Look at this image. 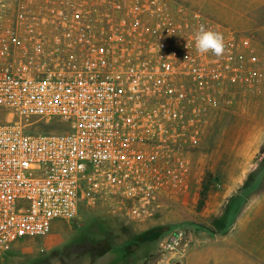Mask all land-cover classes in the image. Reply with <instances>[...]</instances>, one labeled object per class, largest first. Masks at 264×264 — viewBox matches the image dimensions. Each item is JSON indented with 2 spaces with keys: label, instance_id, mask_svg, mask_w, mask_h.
<instances>
[{
  "label": "built area",
  "instance_id": "1",
  "mask_svg": "<svg viewBox=\"0 0 264 264\" xmlns=\"http://www.w3.org/2000/svg\"><path fill=\"white\" fill-rule=\"evenodd\" d=\"M199 18L172 0H0V257L82 206L151 215L221 96Z\"/></svg>",
  "mask_w": 264,
  "mask_h": 264
},
{
  "label": "rangeland",
  "instance_id": "2",
  "mask_svg": "<svg viewBox=\"0 0 264 264\" xmlns=\"http://www.w3.org/2000/svg\"><path fill=\"white\" fill-rule=\"evenodd\" d=\"M172 1L182 2L187 12H198L200 25L222 33L226 45L221 57L198 55L201 66H215V76L221 74V96L216 105L204 109L198 145H187L184 137L188 164L167 173L175 183H168L158 193L166 194L150 202V216L141 214L138 201L125 202L139 209L130 216L112 214L100 205L82 206L77 219L55 222L49 235L18 242L0 257V264H90L94 259L65 255L62 249L85 236L94 238L89 227L96 221L103 228L108 225L115 244L154 228L163 231L158 239L131 246V264H241L244 259L247 264H264V0L254 3L255 18H230L223 8L214 18L202 8L208 0ZM220 3L236 5L234 11L248 4ZM6 120L10 117L0 110V124ZM62 129L55 123H36L31 131ZM227 213L229 225L221 230L215 223ZM175 233H181L179 245L165 249Z\"/></svg>",
  "mask_w": 264,
  "mask_h": 264
},
{
  "label": "trees",
  "instance_id": "3",
  "mask_svg": "<svg viewBox=\"0 0 264 264\" xmlns=\"http://www.w3.org/2000/svg\"><path fill=\"white\" fill-rule=\"evenodd\" d=\"M202 197H205V194H202ZM202 204V203H201ZM230 221L229 213L225 214L219 222L215 223V226L223 230L228 227ZM95 224V226H93ZM93 225L89 227V230L92 231L94 238L85 236L84 238L75 241L74 243L67 244L62 249L65 255H76L82 256L86 255L91 259H96L104 256L109 252H117L116 258L111 264H131L130 255L131 252L129 249L131 246H138L140 243L144 242L146 239H158L162 236L163 231L161 232L160 228H154L149 230L141 235H138L123 244H115L114 236L111 234L110 230L107 229L108 225L105 228L103 224L96 221ZM94 228H96L94 230ZM98 237V238H97ZM97 238V239H95Z\"/></svg>",
  "mask_w": 264,
  "mask_h": 264
},
{
  "label": "crops",
  "instance_id": "4",
  "mask_svg": "<svg viewBox=\"0 0 264 264\" xmlns=\"http://www.w3.org/2000/svg\"><path fill=\"white\" fill-rule=\"evenodd\" d=\"M246 2L248 3L247 5L244 6H238L237 11H234L233 9H235L236 5H227V4H221L220 2ZM193 2H196V0H193ZM256 0H208V3L205 4L204 6H202V8H206L207 10H209L208 15H212L214 16V18L217 16H220L221 14H218L219 12L218 9L223 8L226 9L225 13L227 14V16H229L230 18H234L237 15L240 16H244V17H252L255 18L256 13H255V9L257 8L256 4ZM193 4V3H192ZM223 7H222V6ZM194 6V4H193ZM228 10H233V11H228ZM233 19H231L230 22H232ZM117 252H109L107 254H105L104 256L100 257V258H96L94 260H91L92 262H90V264H99L101 262H103L104 264H111V262L114 261V259L116 258ZM241 264H247L246 260L244 259V261Z\"/></svg>",
  "mask_w": 264,
  "mask_h": 264
},
{
  "label": "clouds",
  "instance_id": "5",
  "mask_svg": "<svg viewBox=\"0 0 264 264\" xmlns=\"http://www.w3.org/2000/svg\"><path fill=\"white\" fill-rule=\"evenodd\" d=\"M194 44L196 51L200 54L211 53L216 57H221L226 50L223 34L206 28L203 24L194 31Z\"/></svg>",
  "mask_w": 264,
  "mask_h": 264
}]
</instances>
